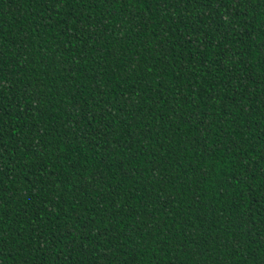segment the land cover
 Wrapping results in <instances>:
<instances>
[{"label":"trees","instance_id":"1","mask_svg":"<svg viewBox=\"0 0 264 264\" xmlns=\"http://www.w3.org/2000/svg\"><path fill=\"white\" fill-rule=\"evenodd\" d=\"M0 264H264V0H0Z\"/></svg>","mask_w":264,"mask_h":264}]
</instances>
